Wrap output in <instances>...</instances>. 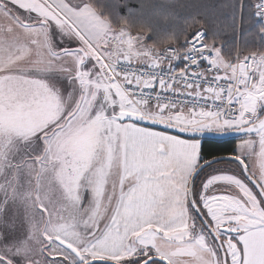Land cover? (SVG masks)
Masks as SVG:
<instances>
[{
    "label": "snow or ice",
    "instance_id": "snow-or-ice-1",
    "mask_svg": "<svg viewBox=\"0 0 264 264\" xmlns=\"http://www.w3.org/2000/svg\"><path fill=\"white\" fill-rule=\"evenodd\" d=\"M222 48L105 0H0V264H264V50ZM207 136L239 143L209 160Z\"/></svg>",
    "mask_w": 264,
    "mask_h": 264
},
{
    "label": "trees",
    "instance_id": "trees-1",
    "mask_svg": "<svg viewBox=\"0 0 264 264\" xmlns=\"http://www.w3.org/2000/svg\"><path fill=\"white\" fill-rule=\"evenodd\" d=\"M105 2L113 14L156 26L164 32H179L198 21L209 32L216 34L217 45L224 46L222 50H264V38L258 29L247 22L250 16V9L247 6L251 0H105ZM233 16L236 18L235 29L232 27ZM236 144L238 139H206L202 141V154L207 159L230 155Z\"/></svg>",
    "mask_w": 264,
    "mask_h": 264
},
{
    "label": "water",
    "instance_id": "water-1",
    "mask_svg": "<svg viewBox=\"0 0 264 264\" xmlns=\"http://www.w3.org/2000/svg\"><path fill=\"white\" fill-rule=\"evenodd\" d=\"M206 139L227 140V139H235V138L232 136H207ZM227 156H229V155H223V156H219V157H227ZM219 157H215V158H219ZM209 160H211V159H209Z\"/></svg>",
    "mask_w": 264,
    "mask_h": 264
},
{
    "label": "rangeland",
    "instance_id": "rangeland-1",
    "mask_svg": "<svg viewBox=\"0 0 264 264\" xmlns=\"http://www.w3.org/2000/svg\"><path fill=\"white\" fill-rule=\"evenodd\" d=\"M238 143H239V140H238ZM216 167H218V168H224V167H227V165H225V164H220V165H216Z\"/></svg>",
    "mask_w": 264,
    "mask_h": 264
},
{
    "label": "built area",
    "instance_id": "built-area-1",
    "mask_svg": "<svg viewBox=\"0 0 264 264\" xmlns=\"http://www.w3.org/2000/svg\"><path fill=\"white\" fill-rule=\"evenodd\" d=\"M223 51V50H222Z\"/></svg>",
    "mask_w": 264,
    "mask_h": 264
}]
</instances>
